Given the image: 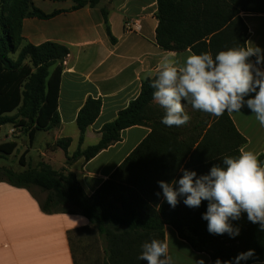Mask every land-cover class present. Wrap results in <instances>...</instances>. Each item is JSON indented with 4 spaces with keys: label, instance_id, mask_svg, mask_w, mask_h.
I'll return each instance as SVG.
<instances>
[{
    "label": "trees",
    "instance_id": "obj_1",
    "mask_svg": "<svg viewBox=\"0 0 264 264\" xmlns=\"http://www.w3.org/2000/svg\"><path fill=\"white\" fill-rule=\"evenodd\" d=\"M66 1V0H47ZM74 10L95 7L102 0H70ZM112 1V0H108ZM157 46L165 52H209L213 56L229 47L243 46L247 27L240 13L264 14V0H155ZM59 12L45 14L32 0H0V135L5 125L21 127L31 143L35 134L59 126L57 112L62 62L66 47L55 43L38 46L25 44L21 49V20L49 19ZM105 28L112 41L106 10L101 11ZM150 79L141 84L139 96L121 110L113 122L100 130L96 145L82 149L86 130L97 119L101 101L88 98L77 114L79 131L76 151L68 155L70 139L56 141L50 149H61L65 165L94 158L121 140V132L134 126L150 129L147 137L126 157L110 177L87 196L74 174L65 168L56 171L37 162L33 167L14 172L0 167V182L30 190L46 214H79L95 226L104 245L103 264H147L138 259L141 245L153 238L164 241V226L172 227L178 237L197 253L209 256L211 264L233 261L241 252L254 250V257L240 264L264 262V231L247 219V214L232 221L240 234L213 235L207 230L202 214L207 201L198 208L184 205L183 199L172 208L164 199L158 181L171 182L182 176V169L207 174L224 156H236L246 143L228 113L217 118L193 110L191 120L180 127H168L161 120L164 110L154 109ZM191 106V105H190ZM15 142L0 144V153L12 155ZM264 163V153L259 155ZM33 189H37L40 198ZM157 193H161L159 196Z\"/></svg>",
    "mask_w": 264,
    "mask_h": 264
},
{
    "label": "crops",
    "instance_id": "obj_2",
    "mask_svg": "<svg viewBox=\"0 0 264 264\" xmlns=\"http://www.w3.org/2000/svg\"><path fill=\"white\" fill-rule=\"evenodd\" d=\"M32 3L45 14L59 13L45 20L22 19L19 49L25 44L38 46L50 42L66 47L69 54L62 62L59 82L60 124L36 133L31 143L21 140V153L26 165L43 162L56 171L65 168L75 175L84 193L91 196L147 137L150 129L134 126L123 130L119 142L87 162L79 159L69 166L65 165L64 152L50 147L68 138L71 140L68 155L76 151L79 138L76 117L89 97L99 99L101 108L97 119L87 128L81 148L96 145L101 128L113 122L139 96L147 74L155 73L161 58L174 52L161 50L155 42L158 25L155 0H102L95 7L76 10L70 0H32ZM103 9L114 41L106 32ZM239 17L247 27L246 42L264 50V14L240 13ZM175 54L183 62L190 51ZM153 107L163 110L154 102ZM185 107L191 109L188 104ZM229 116L246 140L243 147L258 157L263 154L264 128L251 110L245 105L240 113ZM5 138L2 143L16 142ZM38 200L30 190L0 182V264L104 263L103 241L87 218L79 214H46ZM163 233L172 264H199L201 260L211 264L208 255L193 251L172 227L164 226Z\"/></svg>",
    "mask_w": 264,
    "mask_h": 264
},
{
    "label": "clouds",
    "instance_id": "obj_3",
    "mask_svg": "<svg viewBox=\"0 0 264 264\" xmlns=\"http://www.w3.org/2000/svg\"><path fill=\"white\" fill-rule=\"evenodd\" d=\"M170 53L161 58L155 73H148L152 99L164 110L161 122L168 127L186 125L191 116L185 105L217 118L225 113H240L246 105L260 127L264 128V50L246 42L229 47L215 56L209 52L187 55L183 62ZM253 57L255 60L253 61ZM222 164H214L207 174L182 169V176L171 182L158 181L166 202L175 208L184 197L189 208L207 201L202 219L213 235L240 234L232 221L242 214L264 231V163L257 154L241 147L236 156H224ZM161 193H157L159 196ZM139 260L147 264H172L166 241L153 238L141 245ZM254 250L241 252L234 264L254 257ZM199 264H204L203 260ZM215 264H233V261Z\"/></svg>",
    "mask_w": 264,
    "mask_h": 264
},
{
    "label": "rangeland",
    "instance_id": "obj_4",
    "mask_svg": "<svg viewBox=\"0 0 264 264\" xmlns=\"http://www.w3.org/2000/svg\"><path fill=\"white\" fill-rule=\"evenodd\" d=\"M187 112H193L192 107L191 109H187ZM13 129L14 131L12 133H9V131ZM9 137L12 139H16V144L18 148L15 149V151L10 156H6L4 154L0 153V167L8 168L14 172H21L22 170L26 169V167H21L18 163L19 157L23 154L21 153L22 147H21V140L29 141L28 135L26 132L23 131L21 127H14L12 125H5L1 128V138H0V144H2V141H4L6 138ZM23 163L26 165L25 156L23 154ZM36 165V164H35ZM34 165V166H35ZM32 166V165H31ZM33 166V167H34ZM33 191L39 195L40 198L44 197V194H40V192L37 189H33Z\"/></svg>",
    "mask_w": 264,
    "mask_h": 264
},
{
    "label": "built area",
    "instance_id": "obj_5",
    "mask_svg": "<svg viewBox=\"0 0 264 264\" xmlns=\"http://www.w3.org/2000/svg\"><path fill=\"white\" fill-rule=\"evenodd\" d=\"M127 29H129V28H127ZM14 130L13 129H11V131L9 132V133H12Z\"/></svg>",
    "mask_w": 264,
    "mask_h": 264
}]
</instances>
